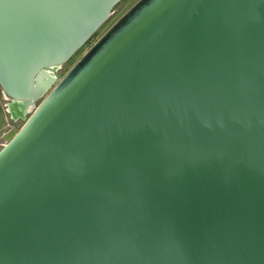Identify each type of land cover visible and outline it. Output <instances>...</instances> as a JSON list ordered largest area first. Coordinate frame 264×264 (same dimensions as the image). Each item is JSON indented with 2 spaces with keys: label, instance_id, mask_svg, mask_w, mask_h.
<instances>
[{
  "label": "water",
  "instance_id": "obj_1",
  "mask_svg": "<svg viewBox=\"0 0 264 264\" xmlns=\"http://www.w3.org/2000/svg\"><path fill=\"white\" fill-rule=\"evenodd\" d=\"M0 0V264H264V0Z\"/></svg>",
  "mask_w": 264,
  "mask_h": 264
},
{
  "label": "rangeland",
  "instance_id": "obj_2",
  "mask_svg": "<svg viewBox=\"0 0 264 264\" xmlns=\"http://www.w3.org/2000/svg\"><path fill=\"white\" fill-rule=\"evenodd\" d=\"M138 0H120L111 10V15L108 20L85 42V44L71 57V59L60 68L56 69L55 79L47 92L33 103L30 111L27 112L26 118L38 106L41 100L51 91V89L63 78L73 64L112 26L129 8H131ZM8 100L4 97L0 90V148L4 143L2 135L9 130L18 131L24 120L11 121L7 112L5 113Z\"/></svg>",
  "mask_w": 264,
  "mask_h": 264
},
{
  "label": "bare ground",
  "instance_id": "obj_3",
  "mask_svg": "<svg viewBox=\"0 0 264 264\" xmlns=\"http://www.w3.org/2000/svg\"><path fill=\"white\" fill-rule=\"evenodd\" d=\"M7 99V98H6ZM32 108V104H29L27 107H26V112L30 111Z\"/></svg>",
  "mask_w": 264,
  "mask_h": 264
},
{
  "label": "built area",
  "instance_id": "obj_4",
  "mask_svg": "<svg viewBox=\"0 0 264 264\" xmlns=\"http://www.w3.org/2000/svg\"><path fill=\"white\" fill-rule=\"evenodd\" d=\"M6 109V108H5ZM7 112V110H5V113Z\"/></svg>",
  "mask_w": 264,
  "mask_h": 264
},
{
  "label": "crops",
  "instance_id": "obj_5",
  "mask_svg": "<svg viewBox=\"0 0 264 264\" xmlns=\"http://www.w3.org/2000/svg\"><path fill=\"white\" fill-rule=\"evenodd\" d=\"M1 128H2V126L0 127V131H1Z\"/></svg>",
  "mask_w": 264,
  "mask_h": 264
}]
</instances>
